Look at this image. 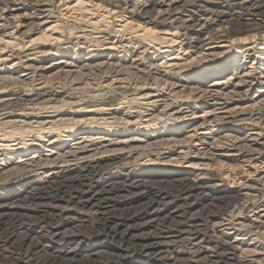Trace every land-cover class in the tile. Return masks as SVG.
Returning <instances> with one entry per match:
<instances>
[{"label":"bare ground","instance_id":"obj_1","mask_svg":"<svg viewBox=\"0 0 264 264\" xmlns=\"http://www.w3.org/2000/svg\"><path fill=\"white\" fill-rule=\"evenodd\" d=\"M56 2L60 1L51 0L53 10H50L52 8L49 9V4L45 0L41 2L40 0H0V37L15 38V35H18L20 39H26L33 30L31 28L28 31H23L27 27V23L31 21L29 25L41 26L43 22L42 18L47 19V21L52 19L55 14L54 5ZM81 3L84 2L82 1ZM120 3V0H116L114 4H109V6L113 10L114 8L120 9L119 13L121 11H124L123 13L126 14L128 13L133 20L140 21V25L145 24V29L148 28L146 22L151 20L155 24L154 29L161 30L164 27L171 26L176 30H184L185 33L192 32L195 36L194 41L192 40L188 44L191 51L198 48L203 51V48L208 45L225 43L228 40L231 41L232 38L246 42L250 38L256 39L257 36L264 34V0H130L129 4H126L124 7ZM189 6L193 7L189 10L188 16L182 14L183 9ZM19 27H22V29L18 30ZM147 30H149V33L147 32L146 36L153 33V29L151 31L150 29ZM146 40H149L151 43L153 40H158V36L154 37L152 35L151 37L150 35ZM138 45L140 46V43ZM143 53H146L145 49ZM10 54L12 55V53ZM15 55L17 56V60H21L22 49H19L17 53H13L14 57ZM246 61V59L241 58L240 60L239 57H236L231 61H222L216 68H211L209 71L203 69L197 74L198 77L201 76L202 78L198 87L190 89V95L197 90H203V94H211L217 92L215 90L219 86H224L229 88L228 90H231L230 93L225 94V98H229L233 94H237V96L243 95L241 97L243 99L244 97L247 98V102H240L239 100V102L232 103L230 101L231 104L225 100V103L219 107V104H216L219 101L218 95L211 94L214 97L215 104L212 106H207L205 102L202 104L205 115L212 114L217 110L225 111L221 114H215L211 119L214 120L213 122L219 123L221 127H237L238 132L242 126V128L256 130L264 125V94L255 99L247 97L248 91L264 87H258L250 82L248 84V74L242 75L244 73L243 62L246 63ZM32 65H27V68L29 69ZM156 75L161 76L162 74L157 71ZM262 76V79H264V75ZM213 77H215L213 89L211 86L203 85L204 83L202 82L204 80L206 81V79ZM135 78L137 79V77ZM164 78L167 82L171 81V79H178L176 75H170L167 72H165ZM164 78L161 79L163 80ZM147 79H144L146 80V84L149 82ZM6 80H9L7 76ZM139 81L137 80V82ZM158 81L156 84H158ZM142 88L138 87L137 84L132 89L133 91L128 90L130 91L129 93H132L129 95L135 98L138 94L142 93ZM244 89L247 90L243 91ZM128 91H121L115 94L110 93L109 97H106L105 94L107 93L105 92L100 99L94 97L90 101H94V103L101 102L100 104L103 103L102 105L104 106L106 104L113 106L115 102H118L117 100L121 93L124 95L123 99H128L129 96H125ZM183 93L185 92L181 94ZM262 93H264V89ZM9 96V99L0 100V132H2V135H0V138H2L0 140V142L2 141L0 151L6 152L4 155L20 156L21 160L29 151H34L27 162L21 163L22 161H20L18 165L11 164L10 168H12L11 170L15 176L14 185L13 183L11 184L13 188L11 190L7 189V192L4 194H0V263L256 264L255 262L257 261L252 263V261L248 262V260L243 258V255L241 257L243 251L241 253L242 248H240L241 245L238 242H232L227 238V240L224 239V235L222 236L223 232L216 229L217 223L223 220V218L233 215L238 216V214L242 215L243 210L242 213L238 212L241 210L236 205L240 201H246L248 194L244 195L239 191L219 190L216 184L213 185L210 182L200 181L198 177L179 176L178 179L169 180L153 176L151 175L152 172L146 173L140 171V169L136 170L132 165L137 159L134 158L132 152L136 150L135 148H142L146 145L147 141H139L143 140L142 137H133L130 143V140L122 142L120 150L129 149L130 152L127 155L113 157L110 161L101 157L97 158L103 154L113 153L114 147L104 148L100 137L94 138L93 136L102 135L99 132V128L102 126L108 127L106 135H104L108 136L109 132H112L109 128L113 127L114 124L110 123L111 121L108 123L106 120L99 123L95 118H90V123L87 122L89 127L83 130L86 131L87 135L89 132L96 133L95 135H91V137L90 135L86 137L91 139V146L94 149L89 150L87 144V146H79L76 150L70 149L68 152H59L55 155V158H53V154L50 157H40L41 155L39 156L38 154H40L42 147L41 143L37 144L38 146L29 148L26 142H24L25 139L32 133L42 136L45 132L56 133L60 129L65 130L62 133L73 132V130L79 128L77 122L76 124L70 122L75 118H72V120L61 119L57 121L59 122L58 126H55L56 123H51L53 125L48 129H44V122L36 121L37 125L34 126L35 123L20 122L22 119L19 122L17 120V122L15 120L11 121L12 118L18 116V112L23 113L21 116L19 114V116L20 118H24L27 115L34 114L36 111H40L39 113H41L49 109L58 110L64 109L67 106L71 108L74 103L72 100H75V98L69 96V94L68 97L60 98L61 95L57 93L45 94L42 92L33 93V91L32 94L28 95L12 94ZM142 96L144 95L142 94ZM204 97L207 96L193 97L196 101L194 104L197 105L199 101L202 102L205 99ZM84 101V99H81L78 103L83 102L82 106L89 104V102ZM84 108L88 109L87 106ZM28 111L29 113L26 114ZM202 119V124L207 123L209 120L208 118ZM100 120L103 119L101 118ZM129 125H125L124 127H128ZM53 127L56 129H53ZM178 130L177 128L173 129L174 133H177L176 131ZM118 132L123 133L122 131ZM126 132L128 131L125 130ZM138 132L142 133L143 130H137ZM238 132H233L235 136L227 135L225 137L233 140L235 138L238 139L240 137V132ZM152 133L154 132L148 133L146 131V137H150ZM60 134L61 132L58 134V140H56L58 143H55V146L59 143H64L61 141ZM135 136L139 135L135 134ZM86 138L83 136L79 140ZM135 138H138V140ZM36 139L35 141L40 140ZM257 140L256 138L252 140L254 144L247 143L246 141H244V145L238 144V146L237 144H233L234 150L226 152L229 155L233 152H235L233 154L240 153L239 157L245 158L246 161L262 164L264 163V155H262L264 151V138L261 144ZM181 141L183 142V140ZM116 143L115 141V145ZM12 147L16 149H13V153L10 154L9 151ZM114 149L116 150L117 148ZM70 156L75 158V164L67 165L70 162L68 160V158H71ZM230 156L231 158L228 157V159L234 158V155ZM37 157L39 158L36 159ZM42 163H46V165H57V163H60L61 166L49 169L42 165L44 166L42 174H45L43 179H28L26 177L27 174L34 172L30 169L31 165L36 166ZM28 168L30 169L29 171ZM169 175L173 174L170 173ZM257 183L262 184L264 187V179L258 180ZM139 201H142V203L133 205ZM204 201L208 202L202 204ZM68 227L74 228V230L78 229V231H66L65 228ZM82 231L85 233L93 231L98 236L103 235L104 240L100 243L97 239L92 244L94 246H91V240L84 236L81 233ZM16 235H20V244H18V251L14 253L12 250L11 253L17 257H11L13 260H10L11 255L8 254L11 253H8L10 251L6 249V246H8L12 237ZM108 240L111 244H108ZM208 245H214L213 249L207 248ZM210 247L212 248V246Z\"/></svg>","mask_w":264,"mask_h":264},{"label":"rangeland","instance_id":"obj_2","mask_svg":"<svg viewBox=\"0 0 264 264\" xmlns=\"http://www.w3.org/2000/svg\"><path fill=\"white\" fill-rule=\"evenodd\" d=\"M41 1L42 0H40V2ZM45 1L49 4V9L52 8L50 10H53L51 0ZM59 1L60 2H56L54 5L55 14L52 19L47 21V19L42 18L43 22L41 21V26L29 25L31 21L27 23V27H25L23 31H28V29L30 30L31 28L33 30L32 32L30 31L31 34L26 39L22 40L18 35H15V38L0 37V100L9 99V95L12 94H32V91L33 93L42 92L45 94L57 93L61 95L60 98L68 97L69 94V96L75 98V100H72L74 103L71 108L67 106L64 109H49L41 113H39L40 111H36L34 114L27 115L24 118H20L23 113L21 114L18 112L17 115L19 116L20 114V116L12 118L11 121L17 120L19 122L22 119L20 122H44V129L52 127L53 124L51 123H56L55 126H58L59 122L57 121L61 119L72 120V118H75L70 122L74 124L77 122L79 124L78 131L73 130V132L68 131L67 133H62L65 132V130L60 129L58 130L59 132L57 131L56 133L45 132L42 136L32 133L25 139L24 142H26V145L29 148H33L41 143L42 147L38 155H41L40 157L43 158L50 157L52 154L54 155L53 158H55V155L59 152H68L70 149L76 150L79 146H87V144L89 150H91L92 148L94 149V147L91 146V139L86 137H88V135L91 137V135H95L96 133L89 132L87 135L86 131H83L89 127L87 122L94 118L97 119L99 123H102L104 120L108 123L111 121L110 123L114 125L109 128L112 132H109L108 136H104L106 135L108 127L102 126L99 128V132L102 133V135H95L93 137H100L104 148L114 147L117 149L115 150L113 148V153L103 154L97 158L101 157L110 161L113 157L127 155L130 152L129 149L124 151L120 150L122 142L130 140V143L133 137H142L143 140L139 141H147L146 145L142 148H135L136 150L132 152L134 158L137 160L131 165L133 168H136V170L140 169V171L146 173L152 172L151 175L153 176L169 180L178 179L179 176L198 177L200 181H205L206 183L210 182L213 185L216 184L219 190L231 192L239 191L244 195L248 194L246 201H240L239 204L236 205L239 207V210H241L238 212L242 213L243 210L242 215L228 216L229 219L227 217L223 218V220L219 221L220 224L217 223L216 229L223 232L222 236L224 235V239L227 238L232 242H238L239 245L242 246H240V248H242L241 253L243 251L241 257L244 256L243 258L248 260V262L252 261V263H254L257 261L255 262L256 264H264V187L262 184L257 183L258 180L264 179V163L246 161L245 158L239 157L240 153L237 152V154H233L235 152L230 154L234 155L233 159H228V157L231 158V156L226 152L228 150H234L232 147L233 144L244 145V141L252 144L254 142L252 140L255 138L256 140L258 139L257 141L261 144L264 138V125L256 130L242 128V126L239 128V133L237 127H221L219 123L213 122L214 120L211 119L215 114H221L225 111L217 110L209 115L203 113L204 109L202 108V104L204 102L207 106L215 104L214 97L211 96V94L218 95L217 98L219 97V101L216 104H219V107L225 103V100L230 104L231 102H239V100L240 102L248 101L245 97L244 99L241 98L243 95H238V97L237 94L225 98V94L231 92V90H228L229 88L219 86L215 90L217 92L211 94H203V90H197L190 95V89L198 87L202 79L201 76L198 77L197 75L199 72L203 69L208 71L211 68L214 69L222 61H231L236 57H239L240 60L241 58L247 60L246 63L243 62L244 73L242 75L248 74V84L250 82L258 87H264V84H262L264 83V79H262V75H264V34L262 36H257L256 39L250 38L246 42H241L242 40L232 38L231 41H226V44L216 43L206 46L203 48V51L200 48L191 51L188 44L191 43L192 40L194 41L195 36L192 32L185 33L184 30H176L171 26L164 27L162 28L163 30L154 29L155 24H153L151 20L146 22L148 25L147 29H150V31L151 29L154 30H152L153 33L151 32L152 34H149V36H158V40H153L151 43L149 40L147 41L146 38L149 36L145 34H147L149 30L144 28L145 24L140 25L141 22L135 19L133 20L128 13H123L124 11L119 13L120 9L114 8L113 10V8L109 6V4H114L116 0ZM82 1L84 3H81ZM120 1L121 6L124 7L126 4H129L130 0ZM193 6L183 9L182 14H189V10ZM20 28L22 29V27H19L18 30H21ZM15 42H17L19 46ZM139 43L140 46L138 45ZM19 49H22L21 60H17L16 55L15 57L13 56V53H17ZM144 49L146 53H143ZM10 53H12V55ZM30 64L34 65L31 66L32 68L30 67L28 69L27 65ZM97 65L100 68H98ZM157 71L162 75L157 76ZM165 72L170 75H176L178 79H171V81L168 82L165 81ZM240 72L242 71L240 70ZM6 76L9 80H6ZM135 77H137V79ZM161 78L164 79L162 80ZM198 78L199 80H197ZM258 78L261 80L259 81ZM144 79H147V81L149 80V82L146 84V80ZM137 80H140L142 83L140 81V83L137 82ZM157 80H159L158 84H156ZM202 83H204L203 85L205 86H211L213 89L215 86V77L206 79V81L204 80ZM137 84L138 87L144 88H142V93L138 94L135 99L133 96L129 95L132 94L129 92L133 91L132 89L135 88ZM263 89L264 88H257L256 90L248 91L247 97L255 99L264 94L262 93ZM246 90L247 89H244L243 91ZM121 91H128L125 96H129V98L123 99L124 95L121 93L117 100L118 102H115L113 106L107 104L104 106L102 105L103 103L100 104L101 102L94 103V101H90V99L94 97L100 99L105 92L107 93L105 94L106 97H109L110 93L115 94ZM182 92L185 93L181 94ZM142 94L144 96H142ZM195 96L207 97H204L205 99L202 102L199 101L196 105L194 104L196 101L193 98ZM78 97L79 100L84 99V102H89L88 105H85L88 109L82 106L84 104L83 102L78 103ZM176 111L177 113H175ZM27 113H29V111L26 112V114ZM101 118L103 120H100ZM202 118H208L210 121L208 120L207 123L202 124ZM127 121H129V123H127ZM128 124H130L128 127H124ZM36 125L37 123H35L34 126ZM174 128L179 129L176 131L177 133H174ZM53 129L56 128L53 127ZM125 130L128 132L125 133ZM137 130H143V132L137 133ZM118 131H122L123 133L121 134ZM146 131L148 133H154H152L150 137H146ZM60 132L61 141L64 143H59L60 145L57 144L55 146V143H58L56 140H58V134ZM233 132H238L240 137L238 139L235 138L236 140L225 137L227 135L235 136ZM135 134L139 136H135ZM0 135H2V132H0ZM83 136L86 139L79 140V138ZM36 138L40 140L35 141ZM135 139L138 140V138ZM0 140H2V138H0ZM181 140H183V142ZM115 141L117 142L116 145ZM13 149L16 148H10V154L13 153ZM33 151L34 150L29 151L22 160L20 156L4 155L6 152L0 151V187L2 189L0 194H4L7 192V189L11 190L13 188L11 184L13 183L14 185L15 176L11 170L12 168H10L11 164L18 165L20 161H22L21 163L27 162L28 159L31 158V153ZM262 153V155H264V151ZM70 157L71 158H68L70 162H68L69 164L67 165L75 164V158L72 156ZM38 158L39 157L36 159ZM42 165L49 169L61 166L60 163H57V165H46V163L36 166L31 165L30 169L34 172L27 174L26 177L32 180H42L45 176V174H42V169L44 168ZM30 169L28 168V171ZM28 171L27 173H29ZM46 171L48 170L46 169ZM168 173L173 175H169ZM251 185L252 187H250ZM206 202L208 201H204L202 204ZM140 203H142V201L135 202L133 205H138ZM68 228H65L66 231H78V229L74 230V228ZM83 231L81 233L91 240V246H94L92 244L97 239L100 243L104 240L103 235L98 236L93 231L86 233ZM250 231L253 233H250ZM19 237L20 235L12 237V240L8 243V246H6V249L10 251L8 253H11L12 250L14 253L18 251V244H20ZM108 244H111L109 240ZM210 246H212V248ZM208 247L213 249L214 245H208L207 248ZM8 255H11L10 260H13L11 257H17L12 253ZM15 263H17V261H15Z\"/></svg>","mask_w":264,"mask_h":264}]
</instances>
